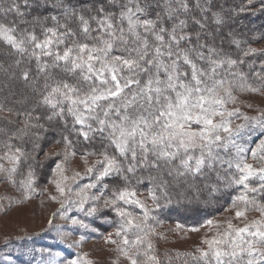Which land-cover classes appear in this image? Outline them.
<instances>
[{"label": "snow or ice", "instance_id": "snow-or-ice-1", "mask_svg": "<svg viewBox=\"0 0 264 264\" xmlns=\"http://www.w3.org/2000/svg\"><path fill=\"white\" fill-rule=\"evenodd\" d=\"M242 17H264V0H0V57L10 58L0 61L7 78L0 91L19 88L33 101L30 109L16 111L21 125L0 126V182L21 191L17 203L30 198L37 168H43L26 151L25 138L38 136L32 130L43 129L41 118L54 133L61 129L56 143L63 150L45 160L63 157L50 165L62 199L43 232L60 231L54 223L59 215L62 227L72 229L57 239L71 249L87 238L72 239V232H98L97 221L115 223L104 239L128 264H172L173 258L264 264V167L248 163L249 152L253 159L264 152V110L250 116L228 107L236 92L264 90V48L252 46L264 41V24L253 27ZM38 110L43 117L33 115ZM73 134L76 139H69ZM253 138L256 148H246ZM93 145L98 150L85 147ZM77 151L86 165L89 156L99 159L69 175L67 164ZM143 169L156 173L147 177L152 205L137 195ZM213 178L207 185L212 192L240 188L230 197L237 219L249 210L261 217L243 226L228 220L223 230L207 219L201 227L217 231L202 239L206 248L165 253L161 260L152 240L159 236L153 212L182 203L169 195L180 184ZM54 247L29 249L27 264H96L87 253L62 255Z\"/></svg>", "mask_w": 264, "mask_h": 264}, {"label": "rangeland", "instance_id": "rangeland-1", "mask_svg": "<svg viewBox=\"0 0 264 264\" xmlns=\"http://www.w3.org/2000/svg\"><path fill=\"white\" fill-rule=\"evenodd\" d=\"M253 47L264 48V41ZM234 95H236L237 100L234 104H229V108H240L242 112L250 116L257 115L258 112L264 110V90L259 93L236 92ZM248 105H251V107ZM242 122V118L234 121V123ZM257 143L258 140L253 138L250 144H245V147L248 149L256 148ZM62 150L63 147L54 146L50 147L47 153H55ZM72 150L69 149V151ZM261 157H264V152H258L255 159L252 158L249 152L248 163L253 164L255 167H264V160H261ZM60 159H63V157L54 156L51 161H59ZM97 159H99L98 155L87 157L88 164L86 165L82 154L76 153L67 164L68 174L71 175L73 171L84 172L85 168ZM52 171L53 168L49 167L48 172L50 175H43L42 181L38 186L36 183L34 184L35 190L29 193L30 198L25 200L23 204L17 203V200L22 194L17 187H13L6 182H0V264H27L31 259L27 255L29 249L57 245L58 247H54L53 250L60 252L62 255H68L69 253H87L88 259L95 261L96 264H128V261L114 250L115 246L107 243L104 239L109 233H114L115 223L112 225H101L97 221L93 226L99 229L98 232H90L83 229L72 232V239L79 240L81 235L87 238L79 246L71 249L66 248L57 239L63 232L71 231L72 229L71 225L62 227L66 222L59 215H57L54 221L60 228L59 232L55 229L48 230L47 232L42 231L43 229H48L47 221L60 208L59 200L62 199L56 191L55 185L51 183V179H53L51 175ZM17 179H22V177H17ZM190 191L192 195H195L193 189L191 190L190 188ZM137 195L142 200L149 197L147 193H137ZM52 196H57V200H52ZM181 199H186V197L181 196ZM146 202L149 205L153 203L151 199H146ZM130 210L136 215L140 214L139 209L131 208ZM236 211V207L232 205L227 206L212 219L218 221L220 223V230H223L228 220H231L234 225L243 226L245 223L261 217L260 212L249 210L246 217L237 219L235 217ZM72 214L77 213H70V215ZM113 215L110 213L109 218L117 221L118 217H116L115 213ZM153 215L156 216L159 223L156 224L154 221L150 222L155 225V231L159 233V236L153 235L152 240L161 260L164 259L165 253L174 256L175 251L181 253L194 252L197 247L206 248L207 245L201 243L202 239L204 237L210 238L217 231L215 225L209 231L207 225L203 227L182 225L183 227L179 228L177 227L179 223L160 221L158 209L153 212ZM193 228H198V231H193ZM68 242L71 243V240ZM176 261L178 260L173 258L172 264H175Z\"/></svg>", "mask_w": 264, "mask_h": 264}, {"label": "trees", "instance_id": "trees-1", "mask_svg": "<svg viewBox=\"0 0 264 264\" xmlns=\"http://www.w3.org/2000/svg\"><path fill=\"white\" fill-rule=\"evenodd\" d=\"M243 23L247 24L249 23V20L251 21V24L253 27H258L261 24H264V17H260L259 19L255 17H248L247 19H244L242 17ZM258 35V34H256ZM253 39H255V36H253ZM263 41L254 43V45H259ZM3 45H0V48H2ZM6 59L5 57H0V61H4ZM34 63L31 65L34 69ZM5 66H7L5 64ZM246 70V69H245ZM19 73V70H17V74ZM7 78L3 76L2 72H0V88H2L3 83L6 82ZM251 82V81H250ZM15 93V94H12ZM7 97V99H5ZM0 102H3L5 104V110L0 111V126H7L10 129L14 128L17 125H21L23 117L22 116H16V111L23 112L27 109H30L33 106V101L31 99H25L24 96L21 95V91L19 88H12L11 91L8 89H4L3 91H0ZM11 108L13 109L12 112H8L7 109ZM47 111V110H45ZM33 115H40L43 117V113L39 110ZM4 117H7L8 119L13 121V124L6 125L4 121ZM69 119V125L68 127L71 128V119ZM35 122V121H34ZM40 124H42L44 127L43 129H33V133H38L37 135H30L29 137L25 138L24 144L26 151L32 152V154L35 156L36 160L41 161L43 163V168H37V180L36 185L38 186L43 178V175H50L48 172V168L50 165L53 164V160L51 161L54 156H52L51 159L45 160V154H52L51 152L47 153V150L50 147L59 146L63 147L62 144L56 143V141L60 140L59 131L60 128H56V131L54 133L53 131V125L45 122L43 118L39 121ZM69 139L75 140L76 137L73 135H69ZM19 143V142H17ZM38 146V147H35ZM35 147V151H33ZM88 148L89 151L93 150V148H96L98 150V145H93L91 147L85 146ZM77 153L82 154L81 152L77 151ZM27 165H22L21 171H26ZM138 175L143 177L141 184L138 186L137 193H147L150 194V189L152 188V183L147 177L149 175L155 176L156 173L152 170L143 169L141 170ZM193 183V187L186 186L185 184H180L178 189H173L169 195L173 196L174 199H181V196L186 197V199H181L182 203L177 206L175 204L168 205L167 207L158 209V214L160 217V221L164 222H173V223H179L183 226H189V227H200L204 224V222L207 219H212L214 216H216L220 211H222L227 206H231L230 197H234L235 195L239 194L240 188L234 187L232 189H229L227 193L225 192H212L210 187L207 185L211 183H215V179L213 178L210 181H206L203 179H197ZM185 185V186H184ZM255 185V182H252V186ZM193 189L194 194L192 195L191 191ZM179 192L180 196H177L176 193ZM186 194V195H184ZM163 203V201H162ZM114 214V212H108L107 215L110 217ZM114 217V215H113ZM175 264H183V259L178 260L175 262ZM189 264H191V261H189Z\"/></svg>", "mask_w": 264, "mask_h": 264}]
</instances>
